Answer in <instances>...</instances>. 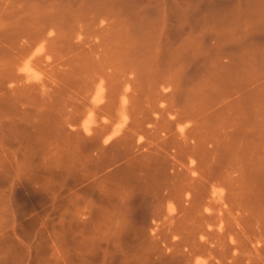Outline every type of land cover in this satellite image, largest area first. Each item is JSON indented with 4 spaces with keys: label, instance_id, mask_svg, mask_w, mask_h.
Wrapping results in <instances>:
<instances>
[{
    "label": "rangeland",
    "instance_id": "obj_1",
    "mask_svg": "<svg viewBox=\"0 0 264 264\" xmlns=\"http://www.w3.org/2000/svg\"><path fill=\"white\" fill-rule=\"evenodd\" d=\"M0 30V264H219L229 231L251 250L198 223L212 176L264 212V0H0Z\"/></svg>",
    "mask_w": 264,
    "mask_h": 264
},
{
    "label": "bare ground",
    "instance_id": "obj_2",
    "mask_svg": "<svg viewBox=\"0 0 264 264\" xmlns=\"http://www.w3.org/2000/svg\"><path fill=\"white\" fill-rule=\"evenodd\" d=\"M26 19V18H25ZM29 21V20H28ZM4 24H5V22L3 23V25H2V27H4ZM14 25V23H11V25ZM6 25H7V23H6ZM5 25V26H6ZM17 25V24H16ZM15 25V26H16ZM30 27V26H29ZM6 28H7V26H6ZM17 28V27H16ZM2 29H4V28H2ZM27 30V29H26ZM1 31V30H0ZM12 31V30H11ZM28 31V30H27ZM34 32V31H33ZM18 33H19V31H18ZM25 33L27 34V32L25 31ZM24 33V34H25ZM31 33H32V31H31ZM16 34V33H15ZM29 34V33H28ZM27 34V35H28ZM10 35H11V33H10ZM30 35H32V36H34V34L32 33V34H30ZM42 35V32H41V34H36V41L35 42H37L38 40L40 41V40H44V38H40V37H42L41 36ZM4 37H5V35H4ZM15 37V36H14ZM13 37V38H14ZM24 37V36H23ZM29 37V36H28ZM28 37H24L23 39H24V41H25V39L27 40V38ZM29 40L28 41H30V46H32L33 47V45H32V43H34V37H33V40L31 41V39H30V37L28 38ZM45 40H46V38H45ZM13 41V40H12ZM16 41V40H15ZM6 42V41H5ZM7 42H9V41H7ZM16 43V42H15ZM1 44V43H0ZM9 44H12L11 42L9 43ZM7 45V44H6ZM8 46V45H7ZM20 46V47H19ZM30 46L28 47V42H27V44L25 43V45H22V44H19L18 45V47H19V49H20V53H21V57H22V60L20 59V61H24V59L26 58H29V59H27V61H26V59H25V63H24V65H22L23 67L22 68H19L18 66H19V64H17V71H24V73H25V75L24 74H22V75H24V76H22L21 74H19V75H17L16 76V78H15V76L12 78V81H14V82H18V81H21V80H24L23 78H25V80H27L28 81V79H30V77L28 78V76H27V70H28V67H30V63H28V62H31V61H34V60H38V58L39 57H37L36 58V55L37 54H33V53H29V51L30 52H32L31 50H29L30 49ZM9 47H11L10 45H9ZM11 49H13V48H11ZM16 49V48H15ZM14 51V50H13ZM34 53H35V51H33ZM15 56H17V55H15ZM20 56H18V58L20 57ZM26 56V57H25ZM25 57V58H24ZM17 58V57H16ZM24 58V59H23ZM109 58V57H108ZM118 59V58H117ZM17 60V59H16ZM36 60V61H37ZM112 60V59H111ZM19 61V60H18ZM107 59H106V61H105V64H107ZM122 61V60H121ZM108 62H110V58H109V61ZM8 63V62H7ZM32 63V62H31ZM72 63H73V61H72ZM112 63H113V60H112ZM14 63H12V65H13ZM105 64H104V67H105ZM109 64V63H108ZM8 65V64H7ZM10 65V64H9ZM12 65H11V67H12ZM16 65V64H15ZM14 66V65H13ZM109 66H111V65H109ZM108 67V65H106V67L105 68H107ZM109 68V67H108ZM104 69V68H103ZM23 73V72H22ZM29 74V73H28ZM3 75V74H2ZM5 78H6V75H5ZM7 79V78H6ZM11 80V79H10ZM4 82V81H3ZM7 82H8V79H7ZM23 82V81H22ZM24 83V82H23ZM29 83V82H28ZM5 84V83H4ZM27 84V83H26ZM2 85H3V83H2ZM20 86V85H19ZM5 87V86H4ZM1 88V87H0ZM9 88V87H8ZM14 88V87H13ZM21 89V88H20ZM2 91V90H1ZM25 91V90H24ZM23 91V92H24ZM3 93V92H2ZM124 95V94H123ZM2 96V95H1ZM121 101H122V98H121ZM125 101V100H124ZM123 107V106H122ZM183 134H188V133H183ZM181 135V134H180ZM190 136H192V135H190ZM187 138V137H186ZM189 139H191V137H189ZM194 139L195 138H193L192 139V142H193V144H194V142H198V141H194ZM181 140V139H180ZM184 140H185V137H184ZM188 140V139H187ZM182 142H183V140H182ZM185 142H187V141H185ZM204 142H205V140H204ZM204 142L202 143V145H203V147H204ZM191 143V142H190ZM189 143V144H190ZM205 143H207V142H205ZM186 144V145H185ZM184 145L187 147V143H185ZM181 145H182V143H181ZM183 145V147H185ZM201 145V146H202ZM206 145V144H205ZM191 146H193V145H191L190 144V148H191ZM196 146H198V148H200L199 147V145L197 144ZM196 146H195V148H196ZM174 148H175V146H174ZM188 148H189V146H188ZM182 149V148H181ZM197 149V148H196ZM195 149V150H196ZM213 149H215V147L213 146ZM213 149H211V150H213ZM178 150V149H177ZM180 150V149H179ZM183 150V149H182ZM245 150V149H244ZM186 151V150H185ZM188 151V150H187ZM191 150H189V152H190ZM192 151H194V149H192ZM192 151L190 152V155H191V157H194L193 156V154L194 153H192ZM197 151H198V149H197ZM214 151V150H213ZM239 152H240V150H239ZM185 153V152H184ZM188 153V152H187ZM235 154V153H234ZM237 154H235V157H237L238 158V155L236 156ZM231 160V159H230ZM236 160L237 159H235V161L234 162H236ZM249 161H250V159H248ZM241 161H242V159L240 160V161H237L236 163H237V165L239 166V164H241ZM231 162H233V159H232V161ZM233 162V163H234ZM242 162H244V160L242 161ZM251 162V161H250ZM235 163V164H236ZM239 163V164H238ZM192 164H193V160H190V165L188 166V170L189 171H192L193 169H192ZM243 164L244 163H242L241 164V169L242 168H245V166H243ZM228 165H229V163H228ZM228 165H225L224 167H226L227 168V166ZM231 165H233V164H231ZM229 166L230 167V170L231 169H233V167L232 166ZM234 166L236 169H238V166ZM181 166V165H180ZM185 167V166H184ZM233 169L232 170V174H233V172L236 170V169ZM196 169V168H195ZM229 169V168H228ZM243 170V169H242ZM196 171H197V173H198V168L196 169ZM221 171V170H220ZM228 171V170H227ZM237 172L239 171V169L238 170H236ZM222 172V171H221ZM221 172H219V174L217 175H215L216 177H217V179H221V175L220 174H222ZM224 172H225V170H224ZM246 170H245V173H244V171H243V174L242 175H244V174H246ZM194 173H195V170H194V172H193V174H190L189 175V177L191 176V177H194L195 178V175H194ZM203 173H204V175L202 174V172H201V175L203 176V179H202V176H201V178L199 179V178H197V179H199L201 182L203 181V180H205V181H203V182H205L204 183V185L207 183L208 184V182H206L207 180L206 179H204L205 177H206V174L208 173L207 172V170H206V174H205V172L203 171ZM212 174H213V172H211ZM216 172H214V174H215ZM226 173V172H225ZM230 173H231V171H230ZM240 173V172H239ZM241 173H242V171H241ZM241 173H240V175H238L237 173H235V176H236V174H237V176L236 177H240L241 176ZM209 174V173H208ZM207 174V175H208ZM228 174H229V171H228ZM194 175V176H193ZM198 175V174H197ZM200 176V175H199ZM212 176V175H211ZM219 176H220V178H219ZM223 176V178H224V180H225V177L226 176H229V175H227V173L225 174V175H222ZM189 178L190 180H189V182L191 183H188L189 185H191V187H192V183L194 184V180H196V182H197V179H192V178ZM210 176L208 175V178H209ZM214 176H212L211 177V179H210V182H209V186H208V188H210L211 189V191L210 192H208L209 194H210V196H209V198L208 199H206V200H209L208 202H206V203H202V201H201V199L202 198H200V197H204V192H203V190L205 189H198V191L196 192L195 190V193H194V191H191L189 194H190V199H189V196H188V199H189V202H193V200L191 199L192 198V195H191V193L193 194V195H195L194 196V199H195V197H196V199H197V201L195 202H193V204H195L194 205V213H196L197 211H199V213H200V208L198 209V210H196L197 209V203L199 202V204L198 205H200L201 203L203 204V207L205 208H203L202 209V206H201V209L203 210L202 211V216L200 217V221H202V222H199V220H198V224L200 225V228H199V233L201 234V238L200 239H203V237H208V236H211L212 234H214V232H213V230H208V229H206V227L205 226H207V228H212V227H210V226H212L211 224H213L214 222H216V224L218 223L219 224V226H218V231H217V234L216 235H214V236H212L211 238H213L214 239V237H216L217 235L219 236V238H217L218 239V242L221 240V238L222 239H224V236H225V228H226V226H224V224L225 225H227V227H229L230 228V226L232 225V228L231 229H228V230H233L234 231V233H238L237 232V229L239 230V233H242L246 238H243L242 239V241L244 240V242L247 244L248 242H254L253 244V247L251 246L252 245V243H250V248H251V250H245V251H242L241 250V248H242V243L240 244V242L238 243L237 242V239L235 240V238H231V231H229V235H230V240H229V242L228 241H226V242H228V243H231V244H225L224 245V243L222 244V246L224 247V250L222 249V252L220 253V255L219 256H221L219 259L220 260H218V262H219V264H264V222L262 223V221H264L263 220V216H264V212L263 213H259L258 214V212L256 211V210H254V208L252 209L250 206H252V207H254L253 205V203H252V197H251V195L250 196H248L247 197V195H246V197L244 198V196H242V194H246L245 193V191L244 190H242L244 193H242L241 194V192L239 193V188H240V186H241V188H240V190L242 189V187L245 185V186H247V184H248V182L247 181H245L246 180V178L245 177H241L240 179H241V181L242 182H247V184H242V185H240V182H238V181H236L237 183H236V187H237V184H238V186L239 187H237L236 188V190H235V186H233L234 187V189L232 188V182L230 183V188L232 189V191H234V193H233V195L231 196V198L228 196V195H230V194H228V193H230L231 192V190L229 189V191H228V188H227V186L229 185V184H227L226 185V187L225 188H227V196L228 197H223L224 196V193L223 194H221L222 192L221 191H218V190H216V189H214L213 188V185H215V184H217V182L218 181H215L216 180V178L214 177V179L212 180V178H213ZM234 179L233 177L231 178V176H229V177H227V179ZM242 178H244V179H242ZM191 179H192V182H191ZM202 179V180H201ZM226 179V180H227ZM228 179V180H229ZM211 180H212V182L214 181V183H212L211 182ZM222 181H223V179H221ZM221 180H219V182H218V185H220L221 184ZM225 180V181H226ZM253 181V180H252ZM234 182V181H233ZM250 182L251 181H249V184H250ZM199 183V181L197 182V184ZM252 183V182H251ZM202 184V183H201ZM200 183H199V185L200 186H202ZM213 184V185H212ZM224 183H222V185H223ZM225 185V184H224ZM253 184H250V185H248L249 186V188H250V186H252ZM186 186H187V184H186ZM186 186H184L185 188H187ZM197 186V185H196ZM212 186V187H211ZM216 186V185H215ZM247 186V187H248ZM207 187V186H206ZM246 187V189L247 190H249L248 188ZM255 187V186H254ZM194 189H195V186L193 187ZM200 188H202V187H200ZM187 189H189V188H187ZM207 189V188H206ZM216 190V191H215ZM250 190H253V192L255 191V188H250ZM187 191V190H186ZM219 192V193H218ZM221 192V193H220ZM208 193H206L205 194V196H208L209 194ZM248 194V193H247ZM250 197V198H249ZM244 198V199H243ZM246 199H249V200H246ZM188 202V201H187ZM191 202V203H192ZM249 202L250 203H252V205L251 204H249ZM247 203V204H246ZM188 204V203H187ZM190 204V203H189ZM195 207H196V209H195ZM193 208H191L192 209V212H193ZM256 208V207H255ZM195 210H196V212H195ZM210 211H212V213H210ZM214 211V212H213ZM254 211V212H253ZM257 213H256V212ZM188 213V212H187ZM199 213H197L196 214V216H194V217H197L198 216V214ZM226 214V215H225ZM246 214V215H245ZM263 214V215H262ZM261 216V217H259L260 219H261V221L259 220V218H257V216ZM190 216H191V212H190ZM226 216L228 217H230L229 219H231L230 221L231 222H233V224L235 225V227L233 226V224H231V222L228 220V219H226ZM263 217V218H262ZM188 218L190 219V217L188 216ZM212 218H214L213 220H212ZM216 218V219H215ZM225 219V220H224ZM212 220V223H210V221ZM226 220L228 221L227 222V224H226ZM225 221V222H224ZM193 222V221H192ZM195 222V221H194ZM204 222V223H203ZM222 223H224L223 225H221ZM230 223V224H229ZM229 224V225H228ZM202 225H204V226H202ZM214 225H215V223H214ZM214 225H213V227H214ZM246 226H248V227H246ZM202 227H205L204 229L202 228ZM217 227V226H216ZM195 228V227H194ZM203 230H202V229ZM201 229V230H200ZM217 229H215V230H217ZM223 229H224V232H223ZM236 229V230H235ZM196 231V230H195ZM197 233V232H196ZM216 233V232H215ZM233 234V233H232ZM199 235V234H198ZM224 235V236H223ZM242 235V236H243ZM250 236H254V238L256 239V241H255V239H253V237H252V239H251V237ZM221 237V238H220ZM234 237H236L235 235H234ZM210 238V237H209ZM209 238H208V242H209ZM238 238V237H237ZM217 239H214L216 242H217ZM210 240H212V239H210ZM240 241V240H239ZM224 242H225V240H224ZM201 243V242H200ZM210 243V242H209ZM215 243V242H214ZM214 243H213V245H214ZM245 243H243V245L245 244ZM263 243V244H262ZM202 244V243H201ZM216 244V243H215ZM220 245H221V241H220V243H219ZM218 244V245H219ZM189 245V247H192L194 244H188ZM212 245V244H211ZM212 245V246H213ZM244 246H247V245H244ZM220 247V246H219ZM222 248V247H221ZM213 249H217V247H213ZM213 249H209L210 251L212 250V253H213ZM243 249H245V247L243 248ZM190 252H192L193 251V248L192 249H190L189 250ZM216 251H218V250H216ZM219 251H221L220 250V248H219ZM218 255V254H217ZM211 256H212V254H211ZM214 258V257H213ZM230 261H229V260ZM226 260H228V261H226ZM217 262V261H216ZM209 264V263H208ZM213 264H215L214 262H213Z\"/></svg>",
    "mask_w": 264,
    "mask_h": 264
}]
</instances>
